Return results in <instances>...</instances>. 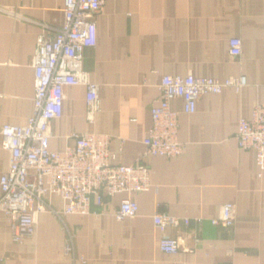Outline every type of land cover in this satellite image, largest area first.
Instances as JSON below:
<instances>
[{
    "label": "crops",
    "instance_id": "0c3cea01",
    "mask_svg": "<svg viewBox=\"0 0 264 264\" xmlns=\"http://www.w3.org/2000/svg\"><path fill=\"white\" fill-rule=\"evenodd\" d=\"M63 8L64 0H0V126L33 113L37 36L46 25L55 33ZM96 22L83 68L100 85L101 108L90 121L84 86H68L62 115L52 122V149L72 143L73 132L108 133L112 162L136 163L164 75L243 76L246 84L202 95L192 112L181 97L172 100L186 147L176 157L144 159L153 187L134 194L137 215L115 217L126 195L120 193L93 202L85 215L45 211L35 234L18 243L0 211V264H264V171L259 175L255 151L235 138L239 119L264 103V0H107ZM232 37L242 39L238 57L230 53ZM8 161L0 133V175ZM51 199L63 207L61 198ZM225 202L236 206L231 230L210 222ZM158 211L190 218L167 230L180 239L176 253L159 247ZM69 234L76 259L64 251ZM81 255L87 263L77 260Z\"/></svg>",
    "mask_w": 264,
    "mask_h": 264
},
{
    "label": "built area",
    "instance_id": "2783aa9c",
    "mask_svg": "<svg viewBox=\"0 0 264 264\" xmlns=\"http://www.w3.org/2000/svg\"><path fill=\"white\" fill-rule=\"evenodd\" d=\"M107 0H64V21L55 33L46 25L37 36L32 64L34 68L33 113L24 123H3L0 126L2 146L9 152L7 169L0 175V211L10 224L13 241L23 243L36 232L40 214L51 211L59 217L66 214L85 215L92 212V203L103 205L106 198L120 193L114 215L117 219L137 215L139 203L135 193L153 187L151 168L144 162L149 156H179L186 143L178 138V111L172 100L181 97L185 110L194 111L197 100L207 93H220L224 88L240 90L246 80L230 76L224 80L212 76L166 74L159 84L160 97L151 107L152 123L143 143L145 148L133 164L113 163L110 150L111 134L73 132V139L62 150L50 147L52 122L62 115L66 88L82 85L85 88L86 115L94 120L101 108L100 85L83 68L84 50L97 41L96 16ZM230 53H242V39L229 40ZM264 89V85H263ZM3 96L0 93V100ZM242 149L255 151L259 175L264 171V103L254 105L250 117L239 119L235 135ZM63 200L56 209L51 197ZM153 222L163 233L159 240L162 251L176 253L179 237L167 233L169 228L189 224L188 216H175L158 211ZM202 221L201 217L196 218ZM236 206L232 202L221 205L214 225L231 230L235 224ZM72 236L66 239L64 251L75 257ZM77 260L87 263L81 255Z\"/></svg>",
    "mask_w": 264,
    "mask_h": 264
}]
</instances>
